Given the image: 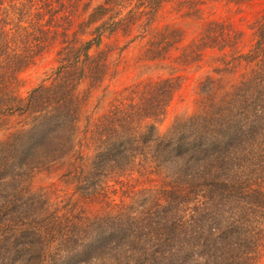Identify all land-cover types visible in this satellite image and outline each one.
<instances>
[{"label": "rangeland", "instance_id": "374dc122", "mask_svg": "<svg viewBox=\"0 0 264 264\" xmlns=\"http://www.w3.org/2000/svg\"><path fill=\"white\" fill-rule=\"evenodd\" d=\"M79 6L70 35L82 52L63 74L69 110L33 132L41 113L0 120V151L11 143L10 156L24 162L0 177V264H164L186 249L185 264H194L203 225L212 234V212L226 219L232 207L242 209L234 218L248 240L232 246L226 264H264V204L224 200L216 170L205 174L214 159L207 144L219 139L233 95L250 82L264 90V0ZM101 6L109 11L93 22ZM55 53L21 76L23 99L58 72Z\"/></svg>", "mask_w": 264, "mask_h": 264}, {"label": "trees", "instance_id": "16d2710c", "mask_svg": "<svg viewBox=\"0 0 264 264\" xmlns=\"http://www.w3.org/2000/svg\"><path fill=\"white\" fill-rule=\"evenodd\" d=\"M80 3L81 0H0V120L13 114L30 117L41 113V116L33 118L35 123L30 124V131L33 132L52 120L61 110H69L67 108L72 104L73 87L70 79L63 74H71L75 68L73 59H78L82 52V49L76 51L77 38L70 35L79 15ZM108 11L106 6L97 8L93 22H98ZM116 31L112 29L110 33ZM101 36L98 35L97 43ZM54 53L61 64L58 72L33 90L29 99H23L20 95L21 76ZM259 53L260 56L264 55V49H259ZM44 82H50V85L46 87ZM228 105L230 108L226 109L227 113H221L217 121L219 129L215 131V137L219 139L207 144L214 147V153L208 147L203 151L205 154L210 151L214 156V159L208 160L210 169L205 174L209 176L213 169L216 170V174L211 176L213 186L224 200H227L228 194L232 200L245 196L251 204H264V90L250 82L245 85V89L233 95ZM21 134L24 133L18 135ZM196 142L203 143L200 138ZM2 146L0 177L15 172L24 164L22 159L10 156L11 143ZM198 146L194 145L193 150ZM23 153L25 150L21 149L19 155ZM49 162L51 160L42 164ZM244 188L248 195H243ZM242 213V209L238 212V208L232 207L225 219L221 215L215 217L212 212V220L219 223L212 234L211 229L206 227L207 223L203 225L206 236L199 245L203 253H200L194 264H226L232 246L248 240L245 222L234 218L242 216ZM257 241L249 243L247 253L256 251ZM190 252L186 249L181 254H172L164 264H185ZM158 263L153 261V264ZM231 264L244 263L232 261Z\"/></svg>", "mask_w": 264, "mask_h": 264}]
</instances>
